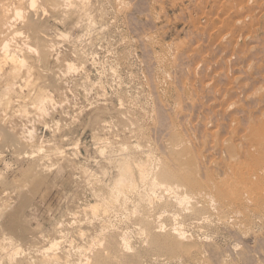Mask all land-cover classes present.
Listing matches in <instances>:
<instances>
[{"label": "rangeland", "instance_id": "1", "mask_svg": "<svg viewBox=\"0 0 264 264\" xmlns=\"http://www.w3.org/2000/svg\"><path fill=\"white\" fill-rule=\"evenodd\" d=\"M74 1L66 23L43 17L12 90L10 63L0 74V264H92L98 253L124 254L110 264H264V0ZM164 166L178 173L175 193L152 186ZM126 174L135 190L109 201ZM185 189L194 203L183 208ZM153 227L164 248L151 246Z\"/></svg>", "mask_w": 264, "mask_h": 264}, {"label": "bare ground", "instance_id": "2", "mask_svg": "<svg viewBox=\"0 0 264 264\" xmlns=\"http://www.w3.org/2000/svg\"><path fill=\"white\" fill-rule=\"evenodd\" d=\"M72 0H0V74L1 73H3V70H4V64H7V63H10V68H9V70L8 71H6V73H5V76L6 77H4V79H5V81H6V83H5V85H6V91L8 92V91H10V90H12L13 88V86H14V84H15V80H17V79H21L22 78V76H21V72H22V68L24 67V65L27 63L26 62V58L24 57V53H23V51L25 50V49H27V50H29V51H31L32 49H33V47L31 46L30 47V45L28 44V42H27V40L29 41V38H31L32 37V35H34L35 37H36V35H35V33H37V34H40V31H41V29H40V27H41V25H42V19H43V17L44 16H46V15H49V14H55V13H60V14H62V16H63V18H62V21H64V23H66V18L68 19V17H67V14H70L69 13V10L73 7V5H72V7H71V2ZM77 1V0H76ZM76 1H74L75 2V8H76ZM80 1V0H79ZM82 1V0H81ZM84 1V0H83ZM87 2V1H86ZM84 3V2H83ZM82 4V3H81ZM80 5V4H79ZM85 5V4H84ZM80 6H83V5H80ZM74 8V7H73ZM72 8V9H73ZM77 8H80V7H77ZM54 18V17H53ZM50 20V19H49ZM53 20V19H52ZM61 20V19H60ZM54 21H56V20H54ZM58 22V20L56 21V23ZM60 23V22H59ZM46 32V31H45ZM23 34H25V37L23 36ZM44 35V34H43ZM45 36V35H44ZM21 37H23L24 38V40L25 41H17V39L18 38H21ZM46 37V36H45ZM154 37V36H153ZM47 38V37H46ZM50 38V37H49ZM147 39V38H146ZM36 40H38V38L37 39H33V41H36ZM31 41V40H30ZM40 42V41H39ZM43 42V41H42ZM124 42V41H123ZM41 44H43V43H41ZM50 44V43H49ZM35 45H38L37 43L35 44ZM54 45V44H53ZM36 47H38V46H36ZM56 47V46H55ZM32 48V49H31ZM35 48V47H34ZM39 48V47H38ZM37 48V49H38ZM41 48V47H40ZM45 48V47H44ZM37 49H34V54H35V52H36V54L37 53H40L39 51L37 52V51H35V50H37ZM51 50H52V48H51ZM55 50V49H54ZM23 53V54H22ZM31 53H32V51H31ZM31 53H30V55H31ZM21 54H22V56H21ZM35 54V55H36ZM34 55V56H35ZM59 55V54H58ZM237 55V54H236ZM29 56V55H28ZM37 56V55H36ZM163 57V56H162ZM55 58H57V56L55 57ZM33 58H31V60H32ZM48 59V55L46 54V53H40V54H38V56H37V58L35 59V61H38L39 63H41V65L43 64V62H46V60ZM36 64V63H35ZM67 64V63H66ZM6 66V65H5ZM26 66V65H25ZM36 67H38L39 65H35ZM69 66V68H70V65H68ZM253 66V65H252ZM251 66V67H252ZM46 67V66H45ZM72 67H73V65H72ZM71 67V68H72ZM159 67V66H158ZM40 68V67H39ZM31 69H33V67L31 68ZM38 69V68H37ZM41 69H43L44 71H46L45 70V68H42L41 67ZM40 69V70H41ZM73 69V68H72ZM75 69V68H74ZM56 70V69H55ZM29 71V70H28ZM33 70H31V72H32ZM42 71V70H41ZM68 71H70L69 69H68ZM72 71V70H71ZM257 72V71H256ZM43 73H46V72H43ZM27 74H30V72H27ZM49 74V73H48ZM66 74H69V72L68 73H66ZM58 75V74H57ZM63 75H65V74H63ZM166 75V74H165ZM46 76H48V75H46ZM1 77H3V76H1ZM28 77H29V75H28ZM65 77V76H64ZM52 78V77H51ZM59 78V77H58ZM29 79V78H28ZM48 78H46V80H47ZM217 79V78H216ZM23 81H24V78L22 79ZM31 81L33 80L32 78L30 79ZM29 80V81H30ZM84 80V79H83ZM29 81H26V83H28ZM165 81V80H164ZM3 82V81H2ZM53 82V81H52ZM40 84V83H39ZM65 84H67V82H65ZM18 85H20V84H18ZM26 85V84H25ZM27 85H30V83H28ZM26 85V86H27ZM41 85V84H40ZM43 85V84H42ZM49 85V84H48ZM16 86V85H15ZM14 86V87H15ZM25 87V86H24ZM23 87V88H24ZM19 88H21V86L19 87ZM26 88H28V87H25V89ZM79 88V87H78ZM16 89V88H15ZM35 89V88H34ZM28 90V89H27ZM36 92V91H35ZM11 93V92H10ZM34 93V92H33ZM32 94V93H31ZM8 96V95H7ZM251 96V95H250ZM30 97V96H29ZM28 97V98H29ZM47 97V96H46ZM27 98V99H28ZM42 98V97H41ZM44 98V97H43ZM67 98V97H66ZM165 98V97H164ZM45 99V98H44ZM47 99H49L48 101H50V96H49V98L47 97ZM16 100V99H15ZM23 100V99H22ZM24 100H26V98L24 99ZM43 100V99H42ZM41 100V101H42ZM45 101H47V100H45ZM45 101H44V103H45ZM13 102V101H12ZM25 102V101H24ZM27 103V102H26ZM90 103V102H89ZM235 103V102H234ZM24 105V104H23ZM95 105V104H94ZM9 106V105H8ZM38 106H39V104H38ZM45 105H43V107H44ZM92 106V105H91ZM33 107V106H32ZM36 107H37V105H36ZM41 107H42V105H41ZM89 108V107H88ZM231 108V107H230ZM229 108V109H230ZM34 109H35V105H34ZM40 109V108H39ZM42 109H44V108H42ZM42 109H40V111H43ZM84 109V108H83ZM7 110V109H6ZM19 111V110H18ZM37 111H39L38 109H37ZM39 111V112H40ZM44 112V111H43ZM18 113H20V112H18ZM23 113H25V112H23ZM34 113H36L35 111H34ZM33 113V114H34ZM42 113V112H41ZM3 114H4V112H3ZM28 114V113H27ZM33 114H31V115H33ZM23 115V114H22ZM26 116H28V115H26ZM30 116V115H29ZM125 117V116H124ZM6 119V118H5ZM3 120V119H2ZM130 120V119H129ZM3 122H4V120H3ZM111 123V122H110ZM131 123V122H130ZM106 124V123H105ZM118 125V124H117ZM56 127V126H55ZM116 127V126H115ZM249 127V126H248ZM110 130V129H109ZM140 130V129H139ZM114 134V133H113ZM254 134V133H253ZM217 136V135H216ZM120 138V137H119ZM20 139V138H19ZM135 139V138H134ZM26 141V140H25ZM169 142V141H168ZM17 145H19V144H17ZM34 145V144H33ZM126 145V144H125ZM134 145V144H133ZM138 144H136V146H137ZM235 146V145H234ZM217 147V146H216ZM137 148V147H136ZM184 148V147H183ZM57 149V148H56ZM124 149V148H123ZM126 149V148H125ZM179 149V148H178ZM5 150V149H4ZM138 150V149H137ZM226 150H228V149H226ZM176 151V150H175ZM132 152V151H131ZM170 152H172V151H170ZM25 154V153H24ZM62 154V153H61ZM60 154V155H61ZM172 154V153H171ZM5 155V154H4ZM57 155V154H56ZM160 155V154H159ZM20 156V155H19ZM18 156V158H20ZM27 156V155H26ZM59 156V155H58ZM224 156V155H223ZM180 157H182V156H180ZM225 157V156H224ZM125 158V157H124ZM121 159V158H120ZM120 159H118V160H120ZM226 159V158H225ZM122 160V159H121ZM232 160V159H231ZM43 161V160H42ZM41 161V162H42ZM184 161V160H183ZM216 161V160H215ZM159 162V161H158ZM121 164L124 166V167H126V168H132V166H131V164L127 161V159L126 160H122L121 161ZM161 164V163H160ZM144 164H142L141 166H143ZM147 165H148V163H147ZM146 165V166H147ZM153 165V164H152ZM157 165V164H156ZM165 165V164H164ZM218 164H216V166H217ZM137 166V165H136ZM145 166V165H144ZM183 166V165H182ZM184 166H186L185 165V163H184ZM252 166V165H251ZM149 167V166H148ZM136 168V167H135ZM138 168H140L139 169V171H142L140 174H141V176L142 177H144V174H145V172H146V170H145V172H144V169H146L147 167H143L144 169L143 170H141L142 168L141 167H138ZM138 168H137V170H138ZM152 168V167H151ZM159 169H160V167H158ZM183 169V168H182ZM188 169V168H187ZM186 169V170H187ZM228 169H229V167H228ZM50 170V169H49ZM133 171H132V175L134 176V169H132ZM255 170V169H254ZM135 171H136V169H135ZM148 171V170H147ZM159 171V170H158ZM228 171V170H227ZM229 171H231V170H229ZM252 172V171H251ZM138 173V172H137ZM237 173V172H236ZM149 173H147V175H148ZM151 174V173H150ZM149 174V175H150ZM155 174V173H154ZM178 174V173H177ZM177 174H175L174 172H172L171 171V168L170 169H168V166L167 167H161V169H160V171L159 172H157V174H155L156 175V178H153V180H155V179H159L160 181H158V180H156V181H153V187H156L157 185V187H159V185H160V187L162 188L163 186L162 185H164V188L168 191V190H173L174 191V187L176 186V185H178V186H176V189H178L180 186H179V184H177L176 183V185H174L175 183V181H177V178H178V176H177ZM183 174H184V172H183ZM182 174V172H181V175L182 176H185V174H187V172L183 175ZM210 174V173H209ZM228 174H229V172H228ZM137 175V174H136ZM146 175V174H145ZM155 175H154V177H155ZM180 175V174H179ZM138 177H139V174L137 175ZM190 176V175H189ZM188 176V177H189ZM219 176V175H218ZM234 177V176H233ZM140 178V177H139ZM248 178V177H247ZM134 179H135V176H134ZM189 179V178H188ZM193 179V178H192ZM229 179V178H228ZM137 180H139V179H137ZM143 180V179H142ZM148 179H146V181H147ZM189 180H191V177H190V179ZM194 180V179H193ZM242 180V179H241ZM140 181V180H139ZM158 181V182H157ZM138 182V181H137ZM144 182V181H143ZM179 182V181H178ZM191 183L193 182V181H190ZM220 182H221V180H220ZM151 183V182H150ZM190 183V184H191ZM243 183H245V181L243 182ZM137 184H139V183H137ZM162 184V185H161ZM221 184V183H220ZM145 185V184H144ZM174 185V186H173ZM192 185V184H191ZM191 185H190V187H191ZM239 185V184H238ZM146 186V185H145ZM210 186V185H209ZM241 186V185H240ZM139 187V186H138ZM140 187H141V183H140ZM159 187V188H160ZM185 187V186H184ZM217 187V186H216ZM215 187V188H216ZM145 188V187H144ZM150 188H152V187H149V189ZM201 188V187H200ZM199 188V189H200ZM111 189V188H110ZM132 189H134L135 190V187H134V181L132 182V177L130 176V175H128V174H126V175H124V176H121L120 177V179H119V181H118V183H117V185L112 189V190H110V195H109V197L111 198V200H109V201H112V200H114V199H116V201H118V199L117 198H120V196L121 197H123L122 195H124V198H122V199H124L125 200V195H126V193L128 194L129 192H131L132 191ZM136 189H137V187H136ZM153 189V188H152ZM151 189V190H152ZM180 189V188H179ZM194 189V188H193ZM198 189V190H199ZM205 189V188H204ZM209 189V188H208ZM213 189V188H212ZM211 189V190H212ZM21 190V189H20ZM133 190V191H134ZM151 190H150V192H151ZM156 190V189H155ZM190 190V189H189ZM197 190V191H198ZM214 190V189H213ZM217 190V189H216ZM220 190V189H219ZM219 190H217V192L219 191ZM160 191V190H159ZM162 191V190H161ZM167 191H166V193H167ZM175 191H178V190H175ZM175 191L174 192H172V193H175ZM180 191V190H179ZM186 191H187V193L189 192L190 193V191H188V190H186L185 189V191H184V193L182 194H180V192H178L179 194H176V196H177V200L178 201H175V199H174V201L175 202H179L180 203V205L179 206H182L181 204L182 203H184L183 205H185V203H187L186 205H188L189 204V206H190V203L192 202V200H194V196H193V199L192 200H190L192 197L191 196H189V193L187 194L186 193ZM193 190H191V192H192ZM201 190H199V192H200ZM206 191V190H205ZM208 191H210V190H208ZM223 191V190H222ZM148 192V191H147ZM204 192V191H203ZM202 192V193H203ZM226 192V191H225ZM133 193V192H132ZM143 193V192H142ZM165 193V192H164ZM169 193V192H168ZM172 193H171V195H172ZM177 193V192H176ZM201 193V192H200ZM199 193V194H200ZM202 193H201V195H202ZM220 193V192H219ZM222 193V192H221ZM224 193V192H223ZM108 194V193H107ZM129 194H131V193H129ZM128 194V195H129ZM157 194V193H156ZM191 194V193H190ZM197 194V193H196ZM198 194V195H199ZM204 194H205V192H204ZM203 194V195H204ZM142 195V194H141ZM155 195V194H154ZM162 195V194H161ZM161 195H159V196H161ZM169 195V194H168ZM193 195V194H192ZM195 195V194H194ZM202 195V197H204ZM206 195V194H205ZM207 195H210V194H207ZM206 195V196H207ZM213 195H215V193H213ZM222 195V194H221ZM227 196H229L228 194H226ZM146 196H148L147 194H146ZM158 196V195H157ZM170 196V195H169ZM173 196V195H172ZM200 196V195H199ZM198 196V197H199ZM218 196V195H217ZM217 196H215V198L217 197ZM220 196V195H219ZM233 196V195H232ZM152 197V196H151ZM156 197V196H155ZM162 197V196H161ZM201 197V196H200ZM202 197L200 198V199H202ZM212 196H210V198H211ZM221 197V196H220ZM223 197V196H222ZM243 197H245V196H243ZM110 198H108V199H110ZM136 198V197H135ZM147 198V197H146ZM149 198V197H148ZM153 198V197H152ZM160 198V197H159ZM168 198V197H167ZM169 198H171V197H169ZM209 198V199H210ZM219 198V197H218ZM139 199V198H138ZM217 199V198H216ZM99 200V199H98ZM121 200V199H120ZM141 200V199H140ZM139 200V201H140ZM147 200V199H146ZM154 200H156V199H154ZM153 200V201H154ZM160 200V199H159ZM158 200V201H159ZM168 200H170V199H168ZM167 200V201H168ZM207 200H208V198H207ZM213 200H215L214 198H213ZM213 200H211L212 202H213ZM245 200H246V198H245ZM104 201H106V200H104ZM109 201H107L106 203H108V205H110L109 207H110V210H111V207L113 206L112 205V202H111V204H109ZM115 201V200H114ZM116 201L114 202V203H116ZM126 201V200H125ZM163 201V200H162ZM171 201V200H170ZM173 201V202H174ZM185 201V202H184ZM191 201V202H190ZM199 201V200H198ZM198 201H197V204L195 205L196 206V208H197V206H199L198 205ZM202 201H204V199L202 200ZM216 201H219V199L218 200H216ZM244 201V200H243ZM248 201V200H247ZM97 202V201H96ZM119 202V201H118ZM118 202H117V204H118ZM138 202V201H137ZM150 202V201H149ZM157 202V201H156ZM164 202H165V199H164ZM210 202V201H209ZM246 202V201H245ZM244 202V203H245ZM97 203H99V202H97ZM103 203V202H102ZM102 203H100V207L99 208H101V204ZM120 203V202H119ZM141 203H143V202H141ZM192 203H194V201L192 202ZM195 203H196V200H195ZM204 203V202H203ZM214 203V202H213ZM213 203H211V205L213 206ZM216 203V202H215ZM105 204V202L102 204V206H103V209H104V206L106 205H104ZM135 204V203H134ZM161 204V203H160ZM167 204V203H166ZM172 204V203H171ZM176 204V203H175ZM199 204H200V201H199ZM205 204H208L207 202L205 203ZM218 204V203H217ZM219 204H220V202H219ZM222 204V203H221ZM97 205V204H96ZM114 205H116V204H114ZM125 205V204H124ZM153 205V204H152ZM165 205V204H164ZM169 205H170V203H169ZM168 204L166 205V206H169ZM178 205V204H177ZM176 205V206H177ZM215 206H216V204H214ZM86 207L88 206V205H85ZM142 206V205H141ZM146 206V205H145ZM159 206V205H158ZM165 206V207H166ZM195 206H194V208H195ZM221 206V205H220ZM79 207V206H78ZM83 207V206H82ZM88 207H90V205L88 206ZM120 207V206H119ZM183 208H184V206H182ZM191 207L193 208V206L191 205ZM205 207H206V205H205ZM207 207H210V206H207ZM92 208V207H91ZM96 208H97V206H96ZM105 208H106V211H107V209H108V211H109V208H107L106 206H105ZM113 208V207H112ZM152 208V207H151ZM150 208V209H151ZM156 208H158V207H156ZM161 208V207H160ZM183 208H181V210L183 209ZM185 208H186V206H185ZM187 208H188V206H187ZM194 208H193V211H192V213H194ZM199 208V207H198ZM85 209V208H84ZM95 209V208H94ZM98 209V208H97ZM102 209V208H101ZM100 209V210H101ZM102 209V211H104L105 213H106V211L105 210H103ZM116 209H117V206H116ZM116 209H115V211H116ZM119 209V208H118ZM133 209V208H132ZM146 209H147V207H146ZM168 209V208H167ZM203 209V208H202ZM206 209H208V208H206ZM205 209V210H206ZM87 210V209H86ZM99 210V211H100ZM164 210V209H163ZM169 210V209H168ZM184 210V209H183ZM182 210V211H183ZM189 210V209H188ZM188 210H184L185 212L187 211L188 212ZM201 210V208H199V211ZM205 210H204V212H205ZM76 211V210H75ZM80 211V210H79ZM88 211H89V209H88ZM99 211H98V213L97 214H99ZM133 211H134V209H133ZM138 211V210H137ZM141 211V210H140ZM148 211V210H147ZM153 211H154V209H153ZM197 212H195L196 213V215H197V213H198V209L196 210ZM201 211H203V210H201ZM200 211V212H201ZM240 211V210H239ZM94 212V211H93ZM96 212V211H95ZM143 212V211H142ZM167 212V211H166ZM165 212V213H166ZM181 212V211H180ZM179 212V213H180ZM191 212V210L188 212V213H190ZM199 212V213H200ZM207 212V211H206ZM205 212V213H206ZM103 212H101V214H102ZM104 213V214H105ZM109 213V212H108ZM111 213V212H110ZM144 213V212H143ZM153 213V212H152ZM173 213V212H172ZM177 213V212H176ZM175 213V214H176ZM194 213V214H195ZM202 213V212H201ZM200 213V214H201ZM204 213V214H205ZM88 214V213H87ZM93 214H96V213H93ZM92 214V215H93ZM112 214H114V213H112ZM135 214V213H134ZM150 214H151V212H150ZM158 214V213H157ZM163 213H161V215H162ZM183 214V213H182ZM191 214V213H190ZM199 214V215H200ZM203 214V213H202ZM234 214V213H233ZM74 215V214H73ZM90 215V214H89ZM145 215V214H144ZM159 215V214H158ZM157 215V216H158ZM170 215V214H169ZM75 216V215H74ZM87 216V215H86ZM95 216H97V215H95ZM94 215L92 216L93 218L95 217ZM99 216V215H98ZM108 216V215H107ZM131 216H133V214L131 215ZM140 216H141V214H140ZM160 216V215H159ZM177 216V215H176ZM179 216H180V214H179ZM178 216V217H179ZM182 216V215H181ZM184 216V215H183ZM89 216H87V218H88ZM102 217V216H101ZM111 217V216H110ZM130 217V216H129ZM154 217V216H153ZM152 217V218H153ZM161 217V216H160ZM163 217V216H162ZM169 216H167L166 218H168ZM175 217V216H174ZM185 217V216H184ZM194 217V216H193ZM222 217V216H221ZM231 217V216H230ZM75 218H76V216H75ZM98 218V217H97ZM125 218V217H124ZM144 218V217H143ZM146 218V217H145ZM144 218V219H145ZM148 218V217H147ZM146 218V219H147ZM150 218V217H149ZM159 218V217H158ZM199 218V217H198ZM203 218V217H202ZM77 219V218H76ZM135 218H133V220H134ZM137 219H139V217L137 218ZM136 219V220H137ZM141 219V218H140ZM146 219H145V222H146ZM175 219V218H174ZM197 219V218H196ZM73 220H74V218H73ZM72 220V221H73ZM88 220H90V219H88ZM95 220V219H94ZM100 220V219H99ZM102 220V219H101ZM128 220H130V218H128ZM135 220V222H137ZM143 220V219H142ZM148 220V219H147ZM151 220V219H150ZM222 220V219H221ZM84 221V220H83ZM86 221V220H85ZM173 221H175V220H173ZM178 221V220H177ZM231 221V220H230ZM91 222V221H90ZM101 222V221H100ZM100 222H98V223H100ZM106 222V221H105ZM108 222H109V219H108ZM140 222L141 223H143L141 220H140ZM144 222V223H145ZM148 222V221H147ZM146 222V223H147ZM157 222V221H156ZM176 222V221H175ZM174 222V223H175ZM201 222V221H200ZM72 223V222H71ZM74 223H76V222H74ZM82 223V222H81ZM84 223V222H83ZM82 223V224H83ZM101 223H103V222H101ZM133 223V222H132ZM139 223V222H138ZM141 223H139V224H141ZM177 223V222H176ZM184 223H185V221H184ZM227 223V222H226ZM78 224V223H77ZM95 224V223H94ZM104 225H106L105 223H103ZM134 224V223H133ZM149 224V223H148ZM148 224H147V226H148ZM160 224H162V223H160ZM92 225V224H91ZM90 225V226H91ZM108 225V224H107ZM106 225V226H107ZM144 225V224H143ZM146 225V224H145ZM145 225H144V229L143 230H145V228H147V226L145 227ZM149 225H151V224H149ZM171 225H173V223L171 224ZM96 226V225H95ZM102 226V225H101ZM105 226V227H106ZM133 226V225H132ZM160 226V225H159ZM183 226V225H182ZM104 227V226H103ZM135 227H136V225H135ZM139 227H141V226H139ZM143 227V226H142ZM152 227V226H151ZM161 227H164V226H161ZM178 227V226H177ZM177 227H174V230L173 231H170L168 234H169V236H173L172 238H174L175 240H181V235H184L182 232H181V230L183 231V229H181V228H179V229H181L180 231L177 229ZM179 227H181V226H179ZM192 227V226H191ZM110 228V227H109ZM126 228V227H125ZM148 228H150V227H148ZM170 228V227H169ZM172 228V227H171ZM106 229V228H105ZM114 229V228H113ZM128 229V228H127ZM173 229V228H172ZM185 229V228H184ZM79 230V229H78ZM108 230V229H107ZM119 230H121V229H119ZM125 230V229H124ZM139 230V229H138ZM141 230V229H140ZM162 230V229H161ZM102 231V230H101ZM103 231H104V229H103ZM110 231V230H109ZM111 231H113V230H111ZM128 231V230H127ZM137 231V230H136ZM148 231V230H147ZM59 232V231H58ZM96 232V231H95ZM97 232H98V230H97ZM113 232H115V231H113ZM119 232V231H118ZM145 232H146V230H145ZM149 232V231H148ZM81 233H83V232H81ZM80 233V234H81ZM93 233V232H92ZM103 233V232H102ZM121 233V232H120ZM124 233V232H123ZM139 233V232H138ZM147 233V232H146ZM79 234V235H80ZM101 233H99V235H100ZM140 234V233H139ZM84 235V234H83ZM93 235V234H92ZM96 235V234H95ZM104 235H106V234H104ZM121 235H122V233H121ZM125 235V234H124ZM126 235H127V233H126ZM125 235V236H126ZM141 235V234H140ZM150 238H151V241H150V238H149V240H147V241H150L149 243L150 244H152L151 246L152 247H163L164 248V242L165 241H163V239H165V237L163 238L162 236H161V234H160V228L158 229V228H156V227H153V228H151L150 229ZM148 235V236H149ZM167 235V234H166ZM81 236V235H80ZM123 236V235H122ZM142 236V235H141ZM168 236V237H169ZM186 236V235H185ZM191 236V235H190ZM198 236V235H197ZM214 236V235H213ZM84 237V236H83ZM82 237V238H83ZM89 237V236H88ZM95 237V236H94ZM144 237H146L147 238V236H146V234H145V236ZM167 237V238H168ZM183 237V236H182ZM207 237V236H206ZM166 238V239H167ZM172 238H170V239H172ZM97 239H98V237H97ZM111 239V238H110ZM110 239H108L109 241H110ZM115 239V238H114ZM122 239V238H121ZM173 239V240H174ZM185 239V238H184ZM183 239V240H184ZM206 239H208V238H206ZM11 240V239H10ZM59 240V239H58ZM88 240V239H87ZM107 240V241H108ZM112 240V239H111ZM186 240V239H185ZM210 240V239H209ZM83 241V240H82ZM93 241H95L94 239H93ZM98 241V240H97ZM96 241V242H97ZM116 241H117V239H116ZM119 241H122V243H123V245H125L126 247L128 246L126 243H127V241H126V243L125 242H123V240H119ZM146 241V240H145ZM11 242H12V240H11ZM60 242V241H59ZM101 242V241H100ZM115 242V241H114ZM167 242H170V241H167ZM177 241H175V243H176ZM181 242V241H180ZM67 243V242H66ZM90 243V242H89ZM109 243H112L113 244V242H109ZM116 243V242H115ZM117 243H119V242H117ZM116 243V244H117ZM125 243V244H124ZM171 243V242H170ZM172 243H174V242H172ZM173 244V246L174 245H176V244ZM179 243V242H178ZM55 244H56V242H55ZM73 244V243H72ZM71 244V245H72ZM91 244H93V243H91ZM101 244V243H100ZM112 244H109V245H112ZM120 244H121V242H120ZM166 244V243H165ZM13 245H14V243H13ZM16 245V244H15ZM61 245V244H60ZM109 245H107V246H109ZM118 245V244H117ZM167 245V244H166ZM177 245H179V244H177ZM6 246V245H5ZM93 246V245H92ZM92 246H90V247H92ZM114 247L116 246L115 244L113 245ZM119 246H122V245H119ZM150 246V247H151ZM16 247V246H15ZM71 247V246H70ZM83 247V246H82ZM114 247H106L107 249L108 248H113L114 250H115V248ZM128 247H130V246H128ZM128 247L126 248L127 250H124L125 248L124 247H122V248H124V249H122L121 247V250L119 251L118 249V251L119 252H121L122 250H124V251H129L128 250ZM167 247V246H166ZM165 247V248H166ZM170 247V246H169ZM172 247V246H171ZM239 247V246H238ZM237 247V248H238ZM4 248H6V247H4ZM3 248V249H4ZM9 248H10V246H9ZM80 248V247H79ZM119 248V247H118ZM119 248V249H120ZM159 248H157V250L159 249ZM12 249V248H11ZM70 249V248H69ZM87 249V248H86ZM88 249H90L89 247H88ZM94 249H95V247H94ZM106 249V250H107ZM162 249V248H161ZM160 249V250H161ZM169 249V248H168ZM172 249H173V247H172ZM177 249H178V246H177ZM179 249H180V247H179ZM5 250V249H4ZM3 250V251H4ZM13 250V249H12ZM15 250H19V247L17 248V249H15ZM84 250V249H83ZM113 250V251H114ZM2 251V252H3ZM44 251V250H43ZM51 251V250H50ZM66 251V250H65ZM68 251L69 250H67V253H68ZM78 251V250H77ZM82 251V250H81ZM88 251V250H87ZM105 251V250H104ZM108 251V250H107ZM106 251V252H107ZM112 250H110L109 249V252H113ZM118 251H114V252H118ZM124 251H123V253H124ZM5 252V251H4ZM8 252V251H7ZM12 252V251H11ZM34 252V251H33ZM45 252V251H44ZM47 252V251H46ZM85 252V251H84ZM99 251H97V253H98ZM102 253H103V251H101ZM113 252V253H114ZM177 252V251H176ZM97 253H95V254H97ZM128 253V252H127ZM127 253H125V255L127 256ZM11 254V253H10ZM9 254V255H10ZM111 254V253H110ZM203 254V253H202ZM202 254H200V255H202ZM51 255V254H50ZM55 255V254H54ZM54 255H52L51 257L53 258L54 257ZM69 255H70V251H69ZM103 255H104V253H103ZM102 255V257H104V259H102V257H101V253L99 254L98 253V255H94L96 258L94 259V263H92V264H105V262L106 263H108L109 261H115V260H108V261H105V260H107V259H105V258H108L107 257V255L108 256H111V255H109L108 253H106L105 255L106 256H103ZM124 255V254H123ZM123 255H120L119 253H118V256L117 257H119V259H121L122 261H124V259H125V256L124 257H121L120 258V256H123ZM56 256V255H55ZM80 256H81V254H80ZM113 256H115V255H112V257H110V259L111 258H113L114 259V257ZM128 256H129V253H128ZM203 256V255H202ZM228 256V255H227ZM25 257V256H24ZM50 257V256H49ZM49 257H47V258H49ZM57 257H59V256H57ZM116 257V256H115ZM116 257V258H117ZM5 258V257H4ZM10 258V257H9ZM13 258V257H12ZM44 258H45V256H44ZM51 258V259H52ZM55 258V257H54ZM54 258L52 259V260H50V261H54ZM94 258V257H93ZM124 258V259H123ZM81 259V258H80ZM89 259V258H88ZM109 259V258H108ZM118 259V260H119ZM29 260V259H28ZM45 260V259H44ZM49 260V259H48ZM56 261L54 262V263H56L58 260H57V258L55 259ZM85 260V259H84ZM92 260V259H91ZM120 260V261H121ZM119 261V262H120ZM47 262V261H46ZM62 262V261H61ZM64 262V261H63ZM84 262V261H83ZM90 263L91 262H93V261H89ZM89 263V264H90ZM114 263V262H113ZM118 263V261L116 262V264ZM10 264V263H9ZM88 264V263H87ZM109 264H110V262H109ZM112 264V263H111ZM119 264V263H118Z\"/></svg>", "mask_w": 264, "mask_h": 264}]
</instances>
